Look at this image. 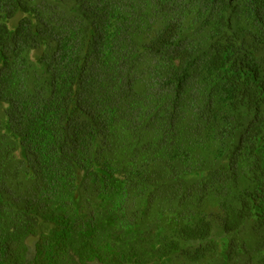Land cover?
I'll return each mask as SVG.
<instances>
[{
	"label": "trees",
	"instance_id": "16d2710c",
	"mask_svg": "<svg viewBox=\"0 0 264 264\" xmlns=\"http://www.w3.org/2000/svg\"><path fill=\"white\" fill-rule=\"evenodd\" d=\"M0 264H264V0H0Z\"/></svg>",
	"mask_w": 264,
	"mask_h": 264
}]
</instances>
